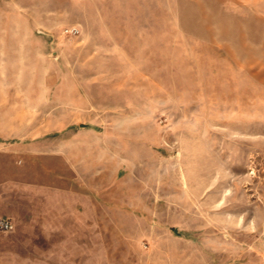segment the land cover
<instances>
[{
    "label": "rangeland",
    "instance_id": "374dc122",
    "mask_svg": "<svg viewBox=\"0 0 264 264\" xmlns=\"http://www.w3.org/2000/svg\"><path fill=\"white\" fill-rule=\"evenodd\" d=\"M0 218V264H264V0H0Z\"/></svg>",
    "mask_w": 264,
    "mask_h": 264
},
{
    "label": "built area",
    "instance_id": "2783aa9c",
    "mask_svg": "<svg viewBox=\"0 0 264 264\" xmlns=\"http://www.w3.org/2000/svg\"><path fill=\"white\" fill-rule=\"evenodd\" d=\"M66 33L76 35L79 33V29L77 27H70L65 30ZM14 223L9 218H0V230L9 232L14 229Z\"/></svg>",
    "mask_w": 264,
    "mask_h": 264
}]
</instances>
